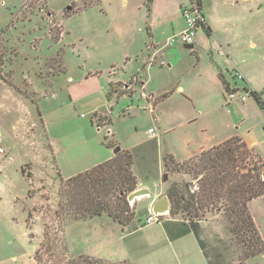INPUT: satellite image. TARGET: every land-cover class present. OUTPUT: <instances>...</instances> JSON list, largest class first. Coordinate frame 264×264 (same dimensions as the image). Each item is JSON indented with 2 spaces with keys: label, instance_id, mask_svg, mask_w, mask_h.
<instances>
[{
  "label": "rangeland",
  "instance_id": "1",
  "mask_svg": "<svg viewBox=\"0 0 264 264\" xmlns=\"http://www.w3.org/2000/svg\"><path fill=\"white\" fill-rule=\"evenodd\" d=\"M74 1H48L64 25L65 38L57 40L54 36L61 34L62 26L46 16L49 10L46 1L0 0V41L6 40L11 47L17 45L4 64H1L3 59L0 61L1 80L3 83L9 82L16 89L12 91L10 86L3 87L0 94L3 98H13V101L10 98L7 100L9 102L2 101L13 107L10 115L4 118L7 110L0 111V156L7 158L0 164V264H81L78 257L82 255L102 260L103 264H206L193 236L185 237L178 243H163V223L147 221L148 216L154 214L148 209L150 196L135 201L134 208L141 222L133 233L123 232L107 216L80 222L71 220V210L62 184L65 179L59 175L58 167L64 175L74 177L85 172L87 167L92 169L91 166L96 161H103L106 154L114 156L115 148L108 149L101 145L104 138L109 136V129L92 124L93 114L88 115L81 109L76 113L78 120L74 118L70 123L56 128L47 138L36 106L24 99L38 102L43 111H51L57 107V101L66 99L67 91L90 71L113 70V62L128 51L127 45L134 39L136 44H130L131 48L133 51L140 48V38H136L135 33L129 32L128 37H123L125 40L116 36L112 30V22L116 18L104 13L105 9H122L120 0H113V7L110 0L102 3L81 0L73 8L75 12L67 14L65 10L72 8ZM30 2H33V7ZM211 2L215 3V12L225 13V16L231 14V31L225 35L229 36L240 60L246 58L249 63L246 68L251 80L243 82L237 79L236 84L245 83L250 89L257 88L264 98V0H205L207 7L213 4ZM84 7H89V10L85 14L78 13V9ZM206 11L213 12L212 8ZM135 17L137 15L133 19ZM253 43L255 46H250ZM37 44L40 45L36 52L32 46ZM180 46L184 53L183 64L177 68L176 78L178 80L180 73L188 72L183 85L197 90L205 85V81L194 79L187 71L188 68L192 69L195 57L191 50L183 49V44ZM125 70L130 73L128 67ZM166 75L156 77L155 82L166 80ZM92 85V81H87L78 88L86 93ZM154 87L153 82L148 91ZM15 91L16 99L11 96ZM18 92L24 93L25 97ZM72 92L76 94L79 91L74 88ZM181 102L182 98L175 97L163 105H174L178 111H182ZM233 102L242 107L247 102L255 101L249 97L244 103ZM109 107L110 128L120 147H131L148 139V129L152 126L160 134L162 132L155 124L152 106L148 108L146 102L141 101L138 90L133 97L131 93L123 96L114 93ZM242 113L245 115L246 112ZM260 114L264 116V111ZM246 117L248 123L264 132L258 116L256 121L249 112ZM183 133H189V129L180 127L167 137L175 143V136ZM152 149L156 151L155 145H152ZM246 150L247 154L241 155L245 156L246 168L259 166L260 160L248 148ZM133 153L136 160L134 170L139 176L145 172L139 165L140 157ZM154 157L157 162H152L151 167L146 169L147 176H152L157 166H165L163 157ZM165 174L168 175L166 181L162 179L163 176L157 186L150 184L151 195L154 190V195L161 196L171 184H182V181L193 182L192 190H196L195 186L200 184L198 179L185 173L178 174L172 169ZM250 208L264 240V200L252 202ZM204 219L207 240L212 241L216 235L223 238V246L226 242L238 247L236 241L229 239L230 224L223 218L222 212L209 213ZM192 243L197 250L195 252L192 251ZM248 264H264V254L248 260Z\"/></svg>",
  "mask_w": 264,
  "mask_h": 264
},
{
  "label": "crops",
  "instance_id": "2",
  "mask_svg": "<svg viewBox=\"0 0 264 264\" xmlns=\"http://www.w3.org/2000/svg\"><path fill=\"white\" fill-rule=\"evenodd\" d=\"M43 1H46V5L49 7L46 16L52 19V21L55 20L56 25L62 26L61 34L59 36H54V38L56 37L55 39L57 40L61 38L64 39V25L59 21L58 12L50 8L48 4L49 0ZM80 1L81 0H75L72 8L65 10L68 12L67 14L74 13L75 11L73 8ZM103 1L104 0H97V3H102ZM110 1V5L113 7V0ZM211 3L213 4L207 7L205 0H201V8L205 23L199 27L194 49L191 50V54H193L196 61L194 59L192 62V69H187L194 79L200 78L205 81V85H201L199 89H194V91L192 88H186L183 85L184 81L187 79L188 72L180 73L181 76L179 79L177 80L176 78L177 68L183 64L182 56L184 53L180 48L182 43L178 42L174 46L167 45V41L170 38L185 30L186 21L183 16V11L190 7L191 0H120L119 4L122 6V9L115 11L105 9L104 13L106 16L110 14L116 18L112 22V30H114L116 36L118 35L119 37L126 38L130 33H135L136 38H140V45L138 44L140 48L133 51L130 44H136L134 39L133 42L127 45L128 51L124 52L121 58L113 62V70H109L108 68V70L95 69L92 72L90 71L84 79L72 88L77 89L79 92L75 94L72 92V89L70 91L68 90V97L57 101L59 102L56 104L57 107L51 109V111H43L38 102L36 103L27 98L24 99L28 104L36 106L47 138L50 132H53L56 128L58 129L70 123V120L74 118L78 120L76 113L81 109H84L88 115L93 114L94 116V114H101L109 117V102L113 97L108 98V93H110V91L112 92L113 90L116 93L118 92V94H122V96L130 95L131 93L133 97L134 92L138 90L141 101H145L148 108L152 106L155 124L162 130L160 134L157 129L152 126L148 129V139L140 141L137 145H132L131 147L121 146V151L131 150L136 152V156L138 155L140 157L139 165L142 166L145 172L141 175L142 180L139 182L140 188H149L152 190L150 184L157 186L158 179L162 178L166 173L165 166L161 167L159 165L152 176H147L146 169L151 167L152 162H157L154 156H161L164 160L166 155H171L178 163H183L232 138H239L250 152H252L253 156H256L263 163L264 132L258 131L257 126L254 124L248 123L246 116L249 112L252 118L255 117L253 118L255 121L258 116L261 120L259 121L261 126H264V116L260 114L264 109L258 105L254 98V103L247 102L242 107L235 105L234 103L236 102L227 103L226 89L229 88V90L238 93H248L254 90L262 97L263 93L259 92L257 88L250 89L245 83L236 84V80L238 79L236 77L237 71L244 75V79L241 81L244 82L247 79L251 80L250 73L246 68V64L249 63H247L246 58L240 60L239 54L237 55V52L232 47L229 36L225 35L227 32L231 31L229 26L230 18H232V16L229 15L231 14L225 16V13L215 12V3ZM227 3L229 4L231 1H227ZM29 4L32 6L33 2ZM88 8L84 7L83 9H78V13L85 14L89 10ZM209 8H212V13H206V10H209ZM136 15L137 17L133 19ZM128 18L130 20H128ZM209 28L211 32H209ZM122 40L125 39L123 38ZM39 45L40 44L34 47L32 46V49H35L36 52L39 51ZM250 46H255V43ZM182 47H184V45ZM15 48L17 49V45L11 47L6 40L0 41V61L2 59L4 60L1 61V64L6 62L7 56H9L11 51L15 50ZM145 49H147V51H144ZM232 49L234 51H232ZM127 67L130 69V73L125 70ZM126 73L129 74L127 75ZM165 74H167L166 80L164 78L155 82L156 77L159 78V76ZM234 80L235 83H233ZM87 81H92V87L86 93L84 91L80 92L78 86L83 85V83ZM153 82L155 83L154 89L148 91ZM225 83H227V85ZM7 86H10L12 91L16 90L9 82L6 81V83H3V80L0 78V94L2 88ZM18 93L25 97L24 93ZM16 94V91L12 92L11 96H14L16 99ZM55 95H53V98ZM175 97L183 99V102H181L182 111H178L174 105H163ZM9 98L10 101H13V98L10 96L3 98L0 95V111L3 112V110H7L4 118L10 115L13 108L4 103L5 101L9 102L7 101ZM254 105L258 108L256 107V109ZM113 109L114 108H111V110ZM242 111L246 112V116L243 115ZM92 121V124H95L94 120ZM23 123L24 125L26 124L25 121ZM180 127L189 129V133H183L182 135L178 134L175 136L176 141L174 143L168 139L167 135L177 131ZM151 129L155 130L154 136L149 134V130ZM109 135L113 136L114 139L116 137L111 128L109 129ZM1 140L2 137L0 136V142ZM101 145H104V142H101ZM152 145H155L156 151L152 149ZM115 156L116 155L112 156L106 154L103 161H96L91 167L111 160ZM6 159V156H0V164L5 162ZM89 168L90 167H87L84 170L88 171L90 170ZM58 171L61 178L65 180L73 176L64 175L65 173L63 174L59 167ZM154 193L153 190V195L150 196L148 203V209L150 210L152 205L159 200L158 195H154ZM259 199L264 200V196L256 198L249 203V210L255 223H257V219L250 206L252 202ZM155 222L163 223L165 235L162 236L161 239H163L164 244H167L166 242L172 244L176 241L178 243L179 240L185 237L193 236L206 264H209L194 231L184 234L188 230V226L182 219L172 218L166 215L165 217L159 218L158 221L148 223ZM139 227L138 225V228ZM135 231L127 233H133ZM192 251H197L193 243ZM198 260H200L199 257Z\"/></svg>",
  "mask_w": 264,
  "mask_h": 264
},
{
  "label": "trees",
  "instance_id": "3",
  "mask_svg": "<svg viewBox=\"0 0 264 264\" xmlns=\"http://www.w3.org/2000/svg\"><path fill=\"white\" fill-rule=\"evenodd\" d=\"M208 30L211 32L210 28ZM229 91L227 88L226 92ZM114 93L110 91L108 98ZM250 97L264 109V98L258 92L253 90ZM93 120L100 128L110 129L112 125L111 118L106 115L94 114ZM118 144L113 136L104 138V145L110 149ZM246 149L239 138H232L183 163H178L171 155L164 157L166 173L172 169L199 180L196 190H192L193 182L171 184L158 199L169 198L167 216L184 221L188 226L184 234L194 231L209 264H248V260L264 254L263 237L249 210L251 201L264 196V163L260 161L259 166L247 169L245 156H241L247 154ZM135 164L133 151L122 150L111 160L64 180L71 220L80 222L107 216L125 232L137 230L141 219L134 208L136 202L128 201V196L140 188L142 180L134 170ZM218 212L229 222V239L236 241L238 247L226 242L223 246V239L216 235L212 241L205 237L203 218ZM78 260L81 264H103L102 260L83 255Z\"/></svg>",
  "mask_w": 264,
  "mask_h": 264
},
{
  "label": "built area",
  "instance_id": "4",
  "mask_svg": "<svg viewBox=\"0 0 264 264\" xmlns=\"http://www.w3.org/2000/svg\"><path fill=\"white\" fill-rule=\"evenodd\" d=\"M201 7H202L201 0H191L190 7L186 8L183 11V16L186 21V28L180 34L175 35L172 38H170L167 41L168 46H174L178 42H181L183 45H194L195 44L198 29L201 25L205 23V18L202 13ZM236 77L239 80L244 79V75L239 71L236 72ZM252 91L253 90L249 91L248 93H238V92L230 90L226 94V101L227 103H231L237 100V101L244 103L248 100ZM149 134L154 136L155 130L154 129L149 130ZM159 218L161 217L153 214L148 217L147 221L148 222L158 221Z\"/></svg>",
  "mask_w": 264,
  "mask_h": 264
},
{
  "label": "water",
  "instance_id": "5",
  "mask_svg": "<svg viewBox=\"0 0 264 264\" xmlns=\"http://www.w3.org/2000/svg\"><path fill=\"white\" fill-rule=\"evenodd\" d=\"M185 49L192 50L194 49V45H184ZM121 151V147H117L115 149L114 154L117 155ZM168 179V175H164V180L166 181ZM145 196H151V190L149 188H139L138 190L132 192L128 196V201L130 203H134L137 199H140ZM152 212L156 216H166L170 212V200L168 197H162L159 200H157L151 208Z\"/></svg>",
  "mask_w": 264,
  "mask_h": 264
}]
</instances>
